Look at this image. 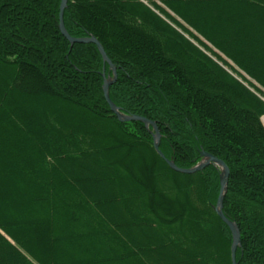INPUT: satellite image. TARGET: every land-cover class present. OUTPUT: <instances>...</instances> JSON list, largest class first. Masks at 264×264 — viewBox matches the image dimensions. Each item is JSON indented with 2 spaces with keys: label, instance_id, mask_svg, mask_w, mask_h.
I'll list each match as a JSON object with an SVG mask.
<instances>
[{
  "label": "trees",
  "instance_id": "16d2710c",
  "mask_svg": "<svg viewBox=\"0 0 264 264\" xmlns=\"http://www.w3.org/2000/svg\"><path fill=\"white\" fill-rule=\"evenodd\" d=\"M59 6L0 0V262L231 264L219 168L175 172L152 126L117 119L102 92L111 69L94 44L70 46ZM63 23L100 43L110 100L156 125L166 159L224 162L236 263L264 264V0H67Z\"/></svg>",
  "mask_w": 264,
  "mask_h": 264
},
{
  "label": "water",
  "instance_id": "95a60500",
  "mask_svg": "<svg viewBox=\"0 0 264 264\" xmlns=\"http://www.w3.org/2000/svg\"><path fill=\"white\" fill-rule=\"evenodd\" d=\"M67 5V0H60V6H59V23H58V29L61 33V35L70 43V46L74 44H87V43H92L96 46L104 64L107 63L109 68L111 69L113 73V77L106 78L104 74L102 75L103 78V85H102V91H103V96L107 104L109 105V108L111 112L117 117V119L121 122H130V121H138L143 123L146 127L149 125L152 126L154 129L155 133L153 135V147L156 153L159 155L160 158H162L168 166L175 172H179L182 174H194L195 172L201 171L205 167H207L210 164H213L217 166L220 170V175H219V183H220V189H219V195L217 198L216 206L214 207V211L217 214V216L221 219V221L228 227L231 236H232V244H231V264H237L235 260V252L237 247L240 245V232L238 230V227L235 223L231 222L228 220L225 215L222 212L223 208V199L227 191V180L229 176V169L228 167L224 164V162L206 152H201L200 156L202 157L201 162H199L197 165H195L192 168L189 169H182L178 168L172 161L166 159L164 155L160 152L159 150V142H160V135L158 132V129L156 128V125L139 116H124L120 113L119 109L112 103L109 97L108 89L109 86L115 82L116 80V71L114 66L111 64V62L108 60L102 46L100 43L94 38V37H87V38H72L71 36L68 35L66 32V29L64 27L63 23V13Z\"/></svg>",
  "mask_w": 264,
  "mask_h": 264
},
{
  "label": "rangeland",
  "instance_id": "374dc122",
  "mask_svg": "<svg viewBox=\"0 0 264 264\" xmlns=\"http://www.w3.org/2000/svg\"><path fill=\"white\" fill-rule=\"evenodd\" d=\"M160 5V4H159ZM227 70H229L228 69V67L226 68ZM230 71V70H229ZM247 86V85H246ZM57 89V88H56ZM57 90H59V88L57 89ZM103 92V91H102ZM261 97V96H260ZM263 100H264V98L263 97H261ZM264 115L260 118V120H261V122H262V124H263V126H264ZM94 129V128H93ZM96 166L98 167V163H95V162H90V165H89V167H91L92 169L93 168H96ZM119 172H120V174H119V176H114V178H113V180H111V181H113V182H115V181H118V182H120L121 181V178H122V175H124V173L125 172H123V170H121V168H119ZM85 174H87L90 178H92L93 180L92 181H94L95 182V185H96V181H97V184L99 185V186H95L96 187V189L97 188H99V189H104L105 188V186L106 187H112V183H109V181H104V180H102V178L101 179H99V178H97L96 176H94V175H91V173L89 172V171H86V173ZM27 181V180H26ZM91 181V182H92ZM106 182V183H105ZM103 183H105V184H103ZM7 185V184H6ZM13 187H14V189H15V194H22V193H25V188H23L22 186H20V184L17 182V184L15 183V186H14V184L12 185ZM9 188H10V185L8 186ZM25 187V186H24ZM6 189V188H5ZM105 189H107V188H105ZM104 189V190H105ZM114 187H113V189L112 190H108V194L110 195V194H113L114 193V195H115V197H117V194H116V192L114 191ZM112 191H113V193H112ZM108 195V196H109ZM167 197V196H166ZM108 198V197H107ZM218 198V197H217ZM107 202V201H106ZM112 202H115L114 204H116L117 206H115L116 208H117V210H118V213H120V215L122 216V220H124V221H127V222H129L130 223V220H129V218L127 217V214H126V211H124V209L122 208V207H119V205L121 204L120 203V200H118L117 198H115V199H112ZM216 202H217V200H216ZM103 204H109V203H105V202H103ZM216 206V205H215ZM115 207H114V209H115ZM121 216H120V218H121ZM25 217V216H24ZM24 217H23V219H24ZM119 218V217H118ZM30 219V218H29ZM74 223H75V228L77 227V225L79 224V221H78V219H75L74 220ZM239 230V229H238ZM50 236H52V232L50 233ZM70 250H69V248H67V247H62V246H57V248H54L53 249V252H52V254H53V256L56 258H62V259H64L65 258V256H68L69 254H70V252H69ZM174 257H176L178 260H180V257H178L179 255L177 254V253H174V254H172ZM180 263H182V264H184V262L182 261V262H180ZM0 264H3V262L1 263L0 262ZM5 264V263H4ZM14 264H16V263H14ZM187 264V263H186Z\"/></svg>",
  "mask_w": 264,
  "mask_h": 264
},
{
  "label": "bare ground",
  "instance_id": "6f19581e",
  "mask_svg": "<svg viewBox=\"0 0 264 264\" xmlns=\"http://www.w3.org/2000/svg\"><path fill=\"white\" fill-rule=\"evenodd\" d=\"M66 7H67V5H66ZM264 120V119H263Z\"/></svg>",
  "mask_w": 264,
  "mask_h": 264
}]
</instances>
